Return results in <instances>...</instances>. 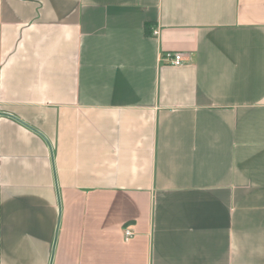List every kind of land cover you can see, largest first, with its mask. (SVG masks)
<instances>
[{
    "label": "crops",
    "instance_id": "1",
    "mask_svg": "<svg viewBox=\"0 0 264 264\" xmlns=\"http://www.w3.org/2000/svg\"><path fill=\"white\" fill-rule=\"evenodd\" d=\"M0 264H264V0H0Z\"/></svg>",
    "mask_w": 264,
    "mask_h": 264
},
{
    "label": "built area",
    "instance_id": "2",
    "mask_svg": "<svg viewBox=\"0 0 264 264\" xmlns=\"http://www.w3.org/2000/svg\"><path fill=\"white\" fill-rule=\"evenodd\" d=\"M158 32H155L157 35ZM163 60L168 61L170 64L180 66L182 64V56L179 53H165L163 54ZM125 240H129L134 234L131 229L125 228L124 230Z\"/></svg>",
    "mask_w": 264,
    "mask_h": 264
}]
</instances>
